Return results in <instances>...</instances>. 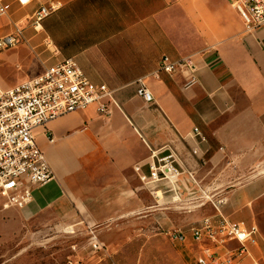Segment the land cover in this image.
Segmentation results:
<instances>
[{
	"label": "crops",
	"instance_id": "1",
	"mask_svg": "<svg viewBox=\"0 0 264 264\" xmlns=\"http://www.w3.org/2000/svg\"><path fill=\"white\" fill-rule=\"evenodd\" d=\"M48 1L4 0L0 38L20 28L24 43L0 53L12 66L6 79L15 78L0 77V92L72 58L113 92L114 105L106 116L93 105L35 130L55 179L15 209L24 218L66 217L84 200L92 211V202L115 193L135 210L139 201H202L195 208L208 201L205 216H213L224 200L219 209L229 221L258 227L250 250L264 264V26L248 32L235 0H63L36 30L31 18ZM163 56H192L199 83L184 88L182 73L154 78ZM140 79L154 103L137 95ZM165 158L178 172L173 183L151 169Z\"/></svg>",
	"mask_w": 264,
	"mask_h": 264
},
{
	"label": "built area",
	"instance_id": "2",
	"mask_svg": "<svg viewBox=\"0 0 264 264\" xmlns=\"http://www.w3.org/2000/svg\"><path fill=\"white\" fill-rule=\"evenodd\" d=\"M18 3L26 7L31 0H18ZM62 4L63 0H49L41 5L31 18L35 29L41 28L43 21L60 10ZM232 5L248 32L264 26V0H235ZM5 14L4 0H0V18ZM22 43L23 30L18 28L0 38V52ZM178 73L186 78L184 88L199 83L192 56L177 61L163 56L151 75L160 80L163 74L172 77ZM137 95L147 103L155 101L144 79L138 80ZM93 105L100 115L111 114L113 92L104 84L93 83L72 58L57 63L32 80L0 92V200L13 208H23L33 202L34 189L55 179L54 171L36 141L35 130L47 128L50 122ZM194 132L206 140L199 128ZM50 141L54 142V138ZM163 161L162 167H151L153 175L157 176L161 171L171 182L178 172L169 158ZM223 203L224 200H218L214 204L217 214L203 217L189 228V232L173 228L167 235L190 250L195 264H259L250 250L256 243L258 227L229 221L219 209Z\"/></svg>",
	"mask_w": 264,
	"mask_h": 264
},
{
	"label": "rangeland",
	"instance_id": "3",
	"mask_svg": "<svg viewBox=\"0 0 264 264\" xmlns=\"http://www.w3.org/2000/svg\"><path fill=\"white\" fill-rule=\"evenodd\" d=\"M29 56L37 58L34 51ZM11 67L0 57V77L8 83L15 80L6 79ZM114 197L108 193L106 201L92 202V211L84 200L71 216L47 211L31 218L0 200V264H195L190 250L167 232H189L212 213L208 201L201 208L195 207L202 201H139L135 210L132 201Z\"/></svg>",
	"mask_w": 264,
	"mask_h": 264
}]
</instances>
